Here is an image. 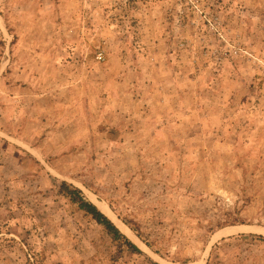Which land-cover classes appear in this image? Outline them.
Instances as JSON below:
<instances>
[{"label":"rangeland","instance_id":"374dc122","mask_svg":"<svg viewBox=\"0 0 264 264\" xmlns=\"http://www.w3.org/2000/svg\"><path fill=\"white\" fill-rule=\"evenodd\" d=\"M0 264H264V0H0Z\"/></svg>","mask_w":264,"mask_h":264},{"label":"trees","instance_id":"16d2710c","mask_svg":"<svg viewBox=\"0 0 264 264\" xmlns=\"http://www.w3.org/2000/svg\"><path fill=\"white\" fill-rule=\"evenodd\" d=\"M58 193L67 197L69 201L74 203L79 210L90 215V217L98 225H101L104 228L106 233L110 236L113 241H116L119 244L123 245L125 249L131 253H142L139 247L133 241H131L125 234H123L106 214H104L94 203L87 200L83 196L79 188L70 183H67L66 181H60ZM130 229L133 231L136 230L132 226H130ZM135 232L137 235L139 234L137 231ZM146 245L149 244L146 243Z\"/></svg>","mask_w":264,"mask_h":264}]
</instances>
